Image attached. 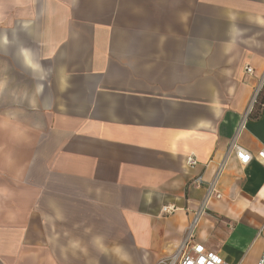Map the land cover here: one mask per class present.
<instances>
[{
	"label": "crops",
	"instance_id": "1",
	"mask_svg": "<svg viewBox=\"0 0 264 264\" xmlns=\"http://www.w3.org/2000/svg\"><path fill=\"white\" fill-rule=\"evenodd\" d=\"M263 73L264 0H0V264H157L223 164L194 241L258 264Z\"/></svg>",
	"mask_w": 264,
	"mask_h": 264
},
{
	"label": "built area",
	"instance_id": "2",
	"mask_svg": "<svg viewBox=\"0 0 264 264\" xmlns=\"http://www.w3.org/2000/svg\"><path fill=\"white\" fill-rule=\"evenodd\" d=\"M245 74L248 76H254L255 70L250 65H247L245 67ZM264 90V73L260 76L259 82L257 86L254 88L253 91V97L251 100V104L249 107V112L245 115L244 119L242 120L241 124L239 125V129L230 142V154L232 153L237 159L240 167L246 168L250 163H252L254 160L259 161L261 164H264V148L261 152L257 154L256 157H253L252 154L247 150L244 149L240 143L238 142V137L243 132V130L246 128V122L248 120V115L251 112V109L253 105L257 102V100L260 98L261 93ZM199 164L198 160L194 156H189L187 158V165L191 168L196 167ZM225 165L223 164L220 169L218 170V173L216 174V177L213 181L207 183L206 186V195L200 204V208L197 210H192L193 217L190 221V226L188 228V231L185 235V238L183 239V242L177 249V251L170 255V257H164L161 258L157 264H229L227 263L220 255H217L213 251H210L206 248L205 244L203 243H195V233L197 230V227L199 226V221L201 219V216L206 213L207 205L208 203L213 199H220L222 197L220 191H218V182L219 178L221 176V172L224 169ZM204 180L202 176H199L196 180H194L193 184L200 188L201 185H203ZM177 211V208H175L174 205H168L167 207H163L161 214L165 216H169L174 214ZM264 233V230H263ZM263 256L258 262V264H264V250H263Z\"/></svg>",
	"mask_w": 264,
	"mask_h": 264
},
{
	"label": "rangeland",
	"instance_id": "3",
	"mask_svg": "<svg viewBox=\"0 0 264 264\" xmlns=\"http://www.w3.org/2000/svg\"><path fill=\"white\" fill-rule=\"evenodd\" d=\"M164 217H169V216H165V215H163ZM115 224V222L114 221H109V226H110V230L114 227L113 225ZM104 232H105V230H104ZM110 232H112V231H110ZM112 237L110 236V239H111ZM94 249H98V246L96 245V246H94ZM122 253H124L123 251L122 252H119V251H109V252H106V257H105V259H115L116 257L117 258H119L120 257V254H122ZM91 256H94V258H95V261H96V264H102V262H103V258H101V256H100V254H98V253H94V254H90L89 255V257H91Z\"/></svg>",
	"mask_w": 264,
	"mask_h": 264
},
{
	"label": "trees",
	"instance_id": "4",
	"mask_svg": "<svg viewBox=\"0 0 264 264\" xmlns=\"http://www.w3.org/2000/svg\"><path fill=\"white\" fill-rule=\"evenodd\" d=\"M264 105V90L261 93L260 98L257 100V102L253 105L251 112L248 115V119H258L261 114V108Z\"/></svg>",
	"mask_w": 264,
	"mask_h": 264
}]
</instances>
